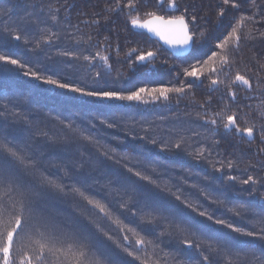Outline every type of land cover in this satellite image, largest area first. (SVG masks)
I'll list each match as a JSON object with an SVG mask.
<instances>
[{"label": "snow or ice", "instance_id": "6c2138e0", "mask_svg": "<svg viewBox=\"0 0 264 264\" xmlns=\"http://www.w3.org/2000/svg\"><path fill=\"white\" fill-rule=\"evenodd\" d=\"M75 7L70 0H27L16 17L12 8L0 7V47L22 44L29 54H0V71L17 70L93 110L53 117L57 131L50 132L33 125L10 100L0 105V117L23 122V130L43 142L33 145L0 133V264H264V210L247 203L227 207L223 193L214 194L198 180L189 183L191 173L173 168L170 175L163 165L139 158L151 146L222 173L234 171L240 161L213 159L221 129L249 144L258 132L264 145V0H153L150 11L148 0H104L98 11H81L74 24ZM121 15L126 31L131 25L169 48L192 50L190 62L177 73L178 86H116L120 73L113 77L112 57L102 53H120V33L113 48V33L101 37L100 29ZM217 26L223 30L217 33ZM204 45L206 51L195 54ZM243 47L251 53L247 63H242ZM159 55V49L132 48L124 62L134 67ZM206 81L207 98L197 102L196 90ZM239 91L246 93L243 100L257 103L233 108ZM189 93L193 99L185 107L194 105L195 114L160 117L159 124L129 123L121 107L170 102L173 96L179 106ZM211 93H220V111L211 110ZM107 130H123L124 136H109ZM127 140L137 146L131 153L123 148ZM43 144L61 145L68 154L49 161L56 176L41 163ZM257 154H264V147ZM257 164L264 170V160H258L245 166L246 178L226 175V182L249 186V196L254 195L264 177L247 173ZM220 207L245 225L217 218Z\"/></svg>", "mask_w": 264, "mask_h": 264}, {"label": "trees", "instance_id": "16d2710c", "mask_svg": "<svg viewBox=\"0 0 264 264\" xmlns=\"http://www.w3.org/2000/svg\"><path fill=\"white\" fill-rule=\"evenodd\" d=\"M62 2V0H61ZM71 3L75 4L76 7L72 9V23L77 22V18L81 11H98L104 6V0H70ZM149 8L146 10H154L152 7L153 0H148ZM206 4L213 3L214 0H205ZM27 0H0V7L12 8L13 11L11 15L16 17L22 14L23 9L26 7ZM95 6V7H94ZM159 14L164 15L163 11H159ZM178 14V13H177ZM62 15H67V13H62ZM135 15V13H133ZM140 15L143 17V10ZM231 14H229L230 18ZM116 20L115 24H109L100 29V36L103 37L109 32L113 33L112 46L115 47L116 38L115 33L119 31V44L121 51L117 54L115 51L110 53H102L104 55H111L112 57V75L115 77L117 72L120 73L121 78L116 81V86L124 90H130L137 87H160V86H178L179 81L177 80V73L190 62L189 53L184 56L173 55L164 46H162L158 41L151 38L147 33L141 29H132L131 25H128L130 31L125 30L124 17L123 15L119 17H114ZM83 32H88L89 29L81 26ZM221 26H217L216 32L222 31ZM95 43V40L93 41ZM132 48H143L147 50H160V55L152 62H147L144 64L136 63L134 67H129L128 63H125V53H127ZM207 45L199 48L195 54L199 55L206 51ZM93 53L95 49H92ZM242 56L244 57L242 63H247V56L251 55L247 47L242 48ZM259 51V49H257ZM7 52L14 58L16 56L27 57L29 54L24 51L22 44H13L6 47H0V54ZM138 54V53H137ZM119 61V62H117ZM132 61H135V55L132 56ZM11 66H9L10 68ZM96 69H92L94 74ZM181 79L183 77L181 76ZM207 81L205 85H201L197 88L195 93V99L197 102H201L207 98ZM223 90V89H221ZM70 94H59L57 89H48L47 86L40 84L37 81L25 78L22 73H18L17 70L10 71H0V105L7 103L9 100L12 103L17 104L21 115L28 118L33 125H38L39 128H47L50 132L57 131V124L52 119L53 117H67L77 111L82 113H87L93 111L89 106H81L79 104H74L64 97ZM213 97L212 111H220L223 107L222 104H218L220 93H211ZM246 95L244 91H239L238 93V104L233 105L235 108L237 106L243 107L245 104L255 105L256 101L243 100L242 98ZM7 97V99H5ZM80 100L85 98L80 97ZM193 99V95L189 93L183 100L179 102L177 106V101L175 96H173L170 102H161L160 104H147V105H136L131 104L127 107L121 106L124 111L126 120L130 123L131 120L135 121H156L157 124L160 123V117H173L176 114L184 116L186 112H192L195 114V106L186 108L185 105L189 104V101ZM107 103V102H105ZM116 103V102H113ZM11 108V105H9ZM15 111L16 109H12ZM95 114V113H94ZM23 122L13 123L12 117L5 119L0 117V133L7 132L11 137H15L24 143H29L33 145H41L43 142L40 139H35L30 136L27 131L23 130ZM202 131V129H201ZM109 136L121 137L123 138L124 132L107 130ZM219 140V147L216 149L214 154V160H239L240 163L236 165L234 171H228L226 168L222 173H213L212 169L207 163H194L186 155H166L160 153L156 148L148 146L143 150V155L139 158L141 160L145 159L155 161L156 164L163 165L165 168L169 169V174L171 175V169L175 168L181 174L191 173L193 178L189 180V183L195 181H200L201 183H207L210 190L214 194L223 193L227 198L229 203L227 207H233L237 204H251L255 211L264 210V200L260 199L264 196V186L256 185L255 194L249 196V192L252 188L249 186H243L239 183L235 185L226 182V175H234L237 179H244V168L246 165L255 163L258 160H264V154H257V149L259 147H264L260 144V136L257 132L255 140L251 144L248 143V139H241L234 136L230 132H226L221 129L220 135L216 137ZM115 141H113V144ZM111 146V145H110ZM136 144L127 140L123 145V148L127 149L129 153L136 148ZM35 150V149H33ZM43 157L41 158V163L47 168V171L56 176L57 170L52 168L49 161L52 158L67 159L68 154L62 150L61 145H56L55 147L43 144L42 147ZM155 166V165H152ZM198 174V175H196ZM211 176V180L208 182L203 181L204 176ZM247 175H254L257 177H264V170L260 169V165L257 164L256 170L248 171ZM241 188H248V191L241 192ZM196 201L193 200V203ZM205 203H210V200L205 201ZM227 207L216 208L215 215L217 218L233 219L235 226L243 227L246 221H241L238 217H233L232 213L227 211ZM250 219V217H247ZM214 229L218 231H229L223 229L221 226H213ZM235 235V234H232ZM136 237H132L134 240ZM195 239V237H190ZM241 240H249L251 238L239 237ZM259 244V241H253ZM168 251V249H165ZM194 251V250H189Z\"/></svg>", "mask_w": 264, "mask_h": 264}, {"label": "water", "instance_id": "95a60500", "mask_svg": "<svg viewBox=\"0 0 264 264\" xmlns=\"http://www.w3.org/2000/svg\"><path fill=\"white\" fill-rule=\"evenodd\" d=\"M141 30L144 31L145 33H147L146 30H144V29H141ZM147 34H148L151 38H153V39H155L156 41H158L162 46H164V47H165L168 51H170L173 55H176V56H184V55L188 54L189 51L191 50V49L178 50V49L169 48L168 46L164 45V44H163V41H160L158 37H155V36H153V35H151V34H149V33H147Z\"/></svg>", "mask_w": 264, "mask_h": 264}]
</instances>
